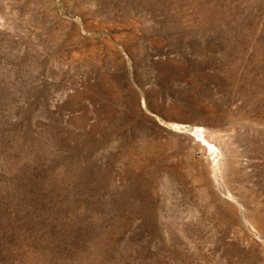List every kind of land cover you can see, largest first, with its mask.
Wrapping results in <instances>:
<instances>
[{
    "label": "rangeland",
    "instance_id": "1",
    "mask_svg": "<svg viewBox=\"0 0 264 264\" xmlns=\"http://www.w3.org/2000/svg\"><path fill=\"white\" fill-rule=\"evenodd\" d=\"M0 264H264V0H0Z\"/></svg>",
    "mask_w": 264,
    "mask_h": 264
}]
</instances>
